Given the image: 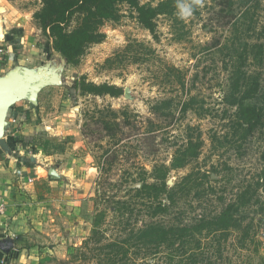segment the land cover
Returning <instances> with one entry per match:
<instances>
[{
    "label": "rangeland",
    "instance_id": "rangeland-1",
    "mask_svg": "<svg viewBox=\"0 0 264 264\" xmlns=\"http://www.w3.org/2000/svg\"><path fill=\"white\" fill-rule=\"evenodd\" d=\"M0 1L25 12L31 19L40 7L36 0ZM160 1L140 0V3L156 5ZM233 1L230 8L222 0H202L198 14L182 20L175 28L168 18L158 17L156 39L138 24L133 10L121 5L120 21L104 24L101 29L106 35L104 41L91 45L76 67L52 54L51 41L37 31L38 44L46 55L44 60L49 58L56 66H64L62 83L44 88L39 95L40 105L44 107L43 117L48 113L47 119L52 126L55 122L56 126L61 124L62 134L50 130L49 135L62 138L63 141L57 142L64 145L65 152L44 156L40 163L39 173L54 191L42 200L30 199L33 228L29 245H33L34 251L29 249L28 252L38 257L32 261L37 264H96L94 241H88L96 218L101 219L98 233L102 244L116 241L125 246L123 241L131 235L130 230L145 223L157 221L179 229L194 224L203 216L218 214L241 186L256 188L258 183L257 197L259 204L264 205V126L243 139L244 131L234 122V109L226 107L222 101L234 66L258 79L260 90L264 92V0ZM134 40L154 49L150 61L114 69L102 68L108 57ZM233 42L238 51L228 49L233 48ZM258 44L263 45L261 50L252 48ZM235 53L244 56L237 59ZM165 64L185 72L186 90L203 101L212 115L199 119L188 113L184 119L177 120L176 114L166 132L143 137L140 143L138 132L119 146H111L100 124H96L98 109L105 106L117 112L126 109L130 121L142 131L146 119L156 123L162 121L149 112L151 104L172 96H177L175 102H178L187 94L171 91L164 83L162 66ZM80 76L96 84L106 82L120 86L123 94L119 98L81 97L72 88L74 80ZM63 101L66 110L56 113L63 108L59 104ZM49 104L53 109L46 107ZM62 121L64 124L60 123ZM118 122L126 134L135 133L122 125L121 117ZM187 125L201 133L204 142L200 155L185 168L170 170L166 185L179 191L184 177L192 174L202 179L203 186L198 188V193L193 190L188 196L179 192L176 204L152 218V210H147L151 202L139 201L133 189L154 182V164L170 165L173 145L182 143ZM49 170L55 171L57 176L50 175ZM257 207L253 205L245 212L248 219H254V227L245 239L241 232H232L222 244L220 253L210 238L206 240L209 242L203 240L200 251L203 254L196 264H264V212ZM191 241V236H186L184 247L190 246ZM134 242L131 239L126 243L127 257L119 264H192L188 250L191 246L183 254L178 241L158 251L146 250ZM13 260L5 264H12Z\"/></svg>",
    "mask_w": 264,
    "mask_h": 264
},
{
    "label": "trees",
    "instance_id": "trees-1",
    "mask_svg": "<svg viewBox=\"0 0 264 264\" xmlns=\"http://www.w3.org/2000/svg\"><path fill=\"white\" fill-rule=\"evenodd\" d=\"M222 1L226 3V7L231 8L234 5L233 0ZM36 2L40 7L32 14L34 25L41 31L43 36L51 41V49L59 54L67 65L73 67L79 65L91 45L104 41L106 35L101 31L104 24L120 21L122 17L120 13L121 5H126L133 10L136 14L134 18L138 24L155 39L157 38L156 20L158 17L168 18L172 28H175L176 24H182V20L176 15V0H161L156 5L141 4L140 0H36ZM246 12L248 11L246 10L243 13V17H245ZM193 14H198L197 9ZM235 33L237 34V28ZM236 34L235 40H238ZM234 46L235 43L233 42V48L228 47V49L238 51L239 49H234ZM253 47H258L261 50L263 45H252ZM154 54V49L143 42L130 41L125 47L108 57L102 68L114 69L124 67L127 64H142L150 61ZM235 56L236 58L238 56L237 59H242L244 54L235 53ZM162 71L163 81L171 87V91L180 90L187 94L178 102H175L177 96H172L151 104L149 112L162 121L156 123L151 119H146L142 131H140L141 127H138L135 122L130 121V115L126 109L119 112L113 110L110 106L98 109L96 124H100L102 131L111 142V146H119L126 139L137 136L138 132L141 135L140 139L137 140L139 143L143 137L148 138L156 136L158 132H166L167 127L174 122L176 114H178L177 120L184 119L188 113H193L199 119L212 115L210 109L204 107L203 101L199 100L196 95H190L189 91L186 90L185 72L167 64L162 66ZM227 86V92L224 94L222 101L226 107L234 109V122L238 128H242L244 131L243 139H245L257 128L264 126V92L260 90L261 85L258 79L251 78L247 72H242L235 66L231 71ZM72 88L81 97L101 98L108 96L119 98L123 94V88L120 86L106 82L96 84L88 81L85 76L77 77ZM120 117L122 118V125L124 124L135 130V133L126 134L125 131L121 130L118 122ZM196 131L193 127L187 125L183 131L182 143L173 145L170 165L154 164L152 170L154 182L143 183L141 187L133 189L135 197L139 201L148 200L151 202L147 210H152L150 214L152 218L167 212L170 205L176 204L175 197L179 192L188 196L193 190L198 193V188L203 186L202 179L192 174L184 177L183 187L179 191L173 189V187L168 188L166 185L170 170L185 168L199 157L204 141L200 131ZM15 142H17L15 139L7 138L9 147ZM24 143L38 146L47 155L65 152L63 144L41 136L36 139H28ZM262 160L264 162V149ZM258 188V183L256 188L254 186L252 188L251 185L241 186L239 191L234 194L233 200L226 204L218 214L203 216L189 226L177 229L174 226L166 227L160 222L152 221L135 230L131 229V235L123 241L125 246L118 245L116 241L102 244V238L98 233L100 232L101 219L97 220L96 218L93 220L92 234L88 239V241L93 239L94 248L97 250L95 255L96 264H119L127 257L128 248H126V243H130L131 239L135 241L133 244H141L144 249L151 251H158L161 247L169 248L178 241L181 244L182 253L185 254L187 248L191 246L188 250L191 252L192 259H190V263L192 264H196L199 256L203 254L200 252L203 240L206 241L210 238L212 245H217L216 251L220 253L222 244L227 242L232 232H241L243 239H245L249 231L253 229L254 219H248L245 214L248 208L256 205L261 212H264V205L259 204L260 200L257 197ZM162 196L166 198L163 199ZM167 202L169 205H166ZM186 236L192 238V243L188 247H184V244L188 242H184ZM88 241L86 242L88 243ZM241 242L244 243L245 240H241Z\"/></svg>",
    "mask_w": 264,
    "mask_h": 264
},
{
    "label": "crops",
    "instance_id": "crops-1",
    "mask_svg": "<svg viewBox=\"0 0 264 264\" xmlns=\"http://www.w3.org/2000/svg\"><path fill=\"white\" fill-rule=\"evenodd\" d=\"M0 8V77L18 66L28 71H36L46 65L52 66L49 58L44 60L46 55L38 44L36 37L39 29L34 25L33 19L9 3L0 1ZM39 93L35 107L26 101H20L8 111L6 117V141L11 137L17 142L9 147V152L0 147V199L4 204V213L0 215V264H5L10 259H14L12 264H37V261L32 260H38V257L28 252L29 249L34 251L33 245H29L33 228L30 223L32 206L29 203L32 198L42 200L54 191L39 173L44 156L64 154L47 155L38 146L24 143L38 136L55 142L63 141L62 138L60 140L49 135L50 130L62 134V127L61 124L56 126V122L52 126L47 119L50 116L48 113L43 117L44 107L40 105ZM59 104L63 108L57 109L56 113L66 110V102ZM46 107L53 109L50 104ZM60 123L64 124L63 121Z\"/></svg>",
    "mask_w": 264,
    "mask_h": 264
},
{
    "label": "water",
    "instance_id": "water-1",
    "mask_svg": "<svg viewBox=\"0 0 264 264\" xmlns=\"http://www.w3.org/2000/svg\"><path fill=\"white\" fill-rule=\"evenodd\" d=\"M1 11L2 9L0 8ZM54 54L61 58L56 52ZM62 60L65 62L64 59ZM63 67V65L56 66L53 64L52 66L46 65L36 71H28L18 66L9 71L5 76L0 77V147L5 152H9L10 149L5 138L8 111L20 101H26L35 107L37 105L38 93L41 90L62 83L61 72L63 71ZM49 174L54 177L57 176L53 170H49Z\"/></svg>",
    "mask_w": 264,
    "mask_h": 264
},
{
    "label": "clouds",
    "instance_id": "clouds-1",
    "mask_svg": "<svg viewBox=\"0 0 264 264\" xmlns=\"http://www.w3.org/2000/svg\"><path fill=\"white\" fill-rule=\"evenodd\" d=\"M202 6V0H176V15L181 20L190 18Z\"/></svg>",
    "mask_w": 264,
    "mask_h": 264
},
{
    "label": "built area",
    "instance_id": "built-area-1",
    "mask_svg": "<svg viewBox=\"0 0 264 264\" xmlns=\"http://www.w3.org/2000/svg\"><path fill=\"white\" fill-rule=\"evenodd\" d=\"M2 54V51L0 50V55ZM4 213V204L3 201L0 199V215Z\"/></svg>",
    "mask_w": 264,
    "mask_h": 264
}]
</instances>
